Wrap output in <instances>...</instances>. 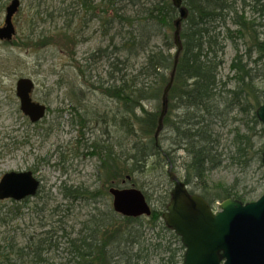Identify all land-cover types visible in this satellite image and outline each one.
Wrapping results in <instances>:
<instances>
[{
    "label": "trees",
    "instance_id": "1",
    "mask_svg": "<svg viewBox=\"0 0 264 264\" xmlns=\"http://www.w3.org/2000/svg\"><path fill=\"white\" fill-rule=\"evenodd\" d=\"M78 2L83 19L80 27L99 24L109 39L106 47L87 58L88 63H103L107 77L96 83L84 82L113 101L115 109L94 111L81 102L72 108L78 128L102 125L103 134L88 138L86 154L100 162L109 191L141 188L136 176L150 168L162 169L163 164L175 165L177 154L182 152L183 180L191 193L212 206L217 200L252 201L259 189L242 190L239 179L230 186L219 184L213 192L208 181L209 175L228 160L244 171L257 160L263 169L264 144L257 146L255 137L264 136V127L256 115L264 103V86L256 85L257 80L264 82V0H187L188 16L180 25L182 50L176 68L175 32L180 13L171 0H77V5ZM78 27L63 28L57 43L76 48L80 44ZM41 43V47L53 44L50 38ZM230 49L235 54L225 74ZM172 79L168 112L160 124L164 91ZM147 103H153L154 109L147 110ZM166 141L169 146L163 150ZM226 142L232 149L228 156ZM153 157L155 161L148 164ZM170 192L160 196V209H153L149 218H125L113 208L103 211L95 207L94 214L78 230L61 236L68 264H149L152 252L144 243L143 220L153 230L159 226L169 229L162 216L170 202ZM63 196L69 203L92 204L102 197L100 191L81 189L68 190ZM145 196L148 200L147 193ZM52 240V233H45L35 244V250L40 252L38 261L43 252L49 253L48 246L51 251L57 247ZM162 248L160 264H182L183 244L172 250L157 243L153 252Z\"/></svg>",
    "mask_w": 264,
    "mask_h": 264
},
{
    "label": "rangeland",
    "instance_id": "2",
    "mask_svg": "<svg viewBox=\"0 0 264 264\" xmlns=\"http://www.w3.org/2000/svg\"><path fill=\"white\" fill-rule=\"evenodd\" d=\"M10 2L11 0H0V25L4 22L5 7ZM76 2L77 0H23L16 18L15 38L9 43L0 42V181L6 173L30 171L41 183L39 192L32 198L21 202L0 201V264H68L63 251L66 245H62L65 242L61 238L62 234L78 230L80 224L94 214L95 207L103 211L112 209L113 199L105 183L106 173L101 169L98 159H92L86 154L89 151L88 138L92 136L94 139L103 134L102 125L88 124L82 130L76 126L78 120L72 111L73 107H78V102L94 111L115 109L113 101L84 82L86 79L90 83H96L107 77L103 63H88L87 58L92 52L106 47L109 39L104 37L99 24L90 23L88 28L80 27L83 21L81 6ZM128 10L133 12L131 8ZM76 14L77 19L74 18ZM76 25L81 28L77 38L80 44L76 48L71 47L73 44L68 47L58 44L60 31L68 27L75 30ZM114 27L117 28L118 25ZM46 38H50L53 44L41 47L40 41ZM234 54L230 49L225 74L229 72L228 67ZM22 78L34 81V101L51 110L39 124H31L20 110L16 84ZM256 85L261 88L264 82L257 80ZM70 89L74 91L71 92ZM145 107L153 110L154 104L147 103ZM230 129L232 128L228 130ZM228 139L232 140L230 137ZM255 142L261 147L264 136H256ZM168 146L166 141L162 149L165 150ZM230 151V142H226L225 155L228 156ZM177 157L171 173L184 181L185 156L179 152ZM154 161V157L150 158L148 164ZM168 169L167 164H163L162 169L150 168L147 173L135 177L137 186H141L139 189L149 196L152 209H160V196L173 189V184L168 179ZM236 179H239V188L242 190L259 189L252 202L264 194V169L260 168L257 160L245 171L228 160L209 175L208 183L213 192L219 184L230 186ZM74 189L100 191L101 200L97 204L90 201L69 203L63 195ZM212 197L211 194L209 198ZM222 202H214L215 210H219ZM143 222L144 243L149 253L152 252L149 264H160L164 253V248L153 252V245L163 243L172 250L182 247L181 239L173 231L167 228L166 231L162 230L160 226L153 230L147 226L146 220ZM160 231L159 238L157 233ZM45 233H52V243H57L54 248L59 250L52 248L51 251L48 246L49 253L43 252L38 261L40 252L35 250V244L44 238ZM185 251H182L183 255Z\"/></svg>",
    "mask_w": 264,
    "mask_h": 264
},
{
    "label": "water",
    "instance_id": "3",
    "mask_svg": "<svg viewBox=\"0 0 264 264\" xmlns=\"http://www.w3.org/2000/svg\"><path fill=\"white\" fill-rule=\"evenodd\" d=\"M185 1L171 0L180 13L176 21L175 44L178 50L175 68L182 50L180 25L188 16ZM20 5L19 0H13L7 7L5 26L0 28L1 41L13 40L16 33L13 17ZM172 83L173 79L164 91L160 124L167 113V95ZM34 90L35 83L31 79L22 78L17 82L16 95L20 109L32 124H37L45 118L47 107L34 101ZM256 115L264 127V103ZM262 165L264 168V151ZM168 172L174 187L162 218L186 248L183 264H264V194L256 202L246 204L228 199L222 202L218 212H214L200 195L191 194L185 182L171 173L172 166ZM40 185L30 171L6 173L0 181V201L20 202L32 198L37 195ZM110 194L113 197V210L121 216L137 219L152 215L150 204L141 190L112 188Z\"/></svg>",
    "mask_w": 264,
    "mask_h": 264
},
{
    "label": "flooded vegetation",
    "instance_id": "4",
    "mask_svg": "<svg viewBox=\"0 0 264 264\" xmlns=\"http://www.w3.org/2000/svg\"><path fill=\"white\" fill-rule=\"evenodd\" d=\"M11 1H12V0H11ZM20 1H21V7H22V1H23V0H20ZM6 5H7V4H6ZM8 5H9V4H8ZM8 5L5 7V12H6V9H7ZM20 9H21V8H20ZM19 12H20V11H19ZM19 12H18V14H19ZM18 14H16V15L14 16V18H13V23H14L15 29H16V18H17V15H18ZM3 26H4V23L0 25V28L3 27ZM16 30H17V29H16Z\"/></svg>",
    "mask_w": 264,
    "mask_h": 264
},
{
    "label": "bare ground",
    "instance_id": "5",
    "mask_svg": "<svg viewBox=\"0 0 264 264\" xmlns=\"http://www.w3.org/2000/svg\"><path fill=\"white\" fill-rule=\"evenodd\" d=\"M226 59H227V57H226Z\"/></svg>",
    "mask_w": 264,
    "mask_h": 264
}]
</instances>
